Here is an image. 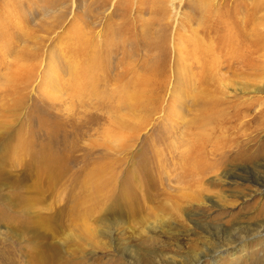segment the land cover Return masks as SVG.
<instances>
[{
    "label": "rangeland",
    "instance_id": "obj_1",
    "mask_svg": "<svg viewBox=\"0 0 264 264\" xmlns=\"http://www.w3.org/2000/svg\"><path fill=\"white\" fill-rule=\"evenodd\" d=\"M193 2L0 0V264H264V39L199 131Z\"/></svg>",
    "mask_w": 264,
    "mask_h": 264
},
{
    "label": "bare ground",
    "instance_id": "obj_2",
    "mask_svg": "<svg viewBox=\"0 0 264 264\" xmlns=\"http://www.w3.org/2000/svg\"><path fill=\"white\" fill-rule=\"evenodd\" d=\"M193 1L194 2L192 9H194L193 11H196L198 14L197 16H195V20H194L195 14L187 17V21L189 22V27L191 26L192 21L197 24L201 22V25L203 23V26L200 25L201 26L200 29L191 28V34L185 38V41L190 42V44L187 43L186 44L191 45L192 47L189 50H187L186 57L184 59L189 60V64L197 66L196 74L199 77H194L193 79L191 78L192 80L190 81L191 82L190 84H192L194 87L199 86L200 88L198 93L193 95L191 99V103L188 106L190 110H196L200 112V113L196 112L198 114L196 116L194 115L193 120L196 122L195 127H197L199 131H203V127H205L204 126L205 123L215 117V116L213 117V114L215 112L221 111L222 104L224 102L229 103V101H224L225 99H223V95L220 94L219 84H222L220 79L216 78V82H212L213 81L212 75L220 74L219 67L221 62L218 58V53L220 52L227 53V56L225 57L226 60L225 69L226 72L230 73V75H234V73L237 70L235 66L236 62L243 63L244 66L245 65L249 66L252 63H254L252 61L255 59L252 60L250 47L252 46L254 48V46H262L264 34L255 32V28L251 26L252 23L251 17H246V19L242 21L241 23L242 28H238L235 29L234 31H231L230 27L232 26V24L231 26H229L228 21L222 18V16L217 15L215 13H210L211 11L205 13L207 8L210 6L209 0H193ZM233 23L235 22L233 21ZM235 25L238 24L236 23ZM235 25L233 28H235ZM246 26L249 28H246ZM220 30L223 31V33H221ZM193 35H198V36L193 40H190V38ZM253 37L256 38L253 39ZM81 38H83V36ZM80 39L77 40L80 42L83 40L82 42H84V39L82 40ZM180 43L182 42L178 40L176 44L178 50ZM79 50L80 49H78L77 51ZM209 80L210 82L208 83ZM229 81L231 82L232 79H230ZM205 140L209 141V139L203 138V140L200 141V143L205 144L206 143ZM196 145L198 144L196 143ZM204 146L206 145H202V147L200 148H195V149L193 148V150L189 148L187 151L188 157L194 158L197 155H201L202 152H204L205 149H207ZM211 148L207 149V151L212 153L213 150ZM215 250L216 247L213 249V252ZM196 261H199V258L196 259L195 262Z\"/></svg>",
    "mask_w": 264,
    "mask_h": 264
}]
</instances>
